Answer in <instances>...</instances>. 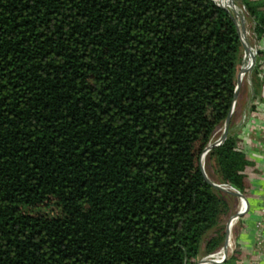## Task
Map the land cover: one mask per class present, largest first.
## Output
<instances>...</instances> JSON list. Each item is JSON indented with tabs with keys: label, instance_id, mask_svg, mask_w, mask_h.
Returning a JSON list of instances; mask_svg holds the SVG:
<instances>
[{
	"label": "trees",
	"instance_id": "16d2710c",
	"mask_svg": "<svg viewBox=\"0 0 264 264\" xmlns=\"http://www.w3.org/2000/svg\"><path fill=\"white\" fill-rule=\"evenodd\" d=\"M215 1L0 0V264H196L222 244L212 229L234 196L200 158L231 109L242 44ZM232 2L258 46L259 113L264 0ZM240 111L236 97L205 159L249 201L263 191Z\"/></svg>",
	"mask_w": 264,
	"mask_h": 264
},
{
	"label": "crops",
	"instance_id": "0c3cea01",
	"mask_svg": "<svg viewBox=\"0 0 264 264\" xmlns=\"http://www.w3.org/2000/svg\"><path fill=\"white\" fill-rule=\"evenodd\" d=\"M237 97L241 111L235 120L234 128L242 132L246 120L250 119L251 121L247 123L248 125L251 123L252 129L256 131H252L255 133L253 137L255 139L248 144L249 154L253 157L259 171L254 183L262 189L263 193L248 201L251 214L245 218L246 225L244 228L240 230L237 222L235 246L238 244L241 251L238 261L221 264H264V103H260L261 109L257 111L259 113H249L253 101L252 86L248 83L244 89L243 87L241 91L239 89ZM243 130L245 131V129Z\"/></svg>",
	"mask_w": 264,
	"mask_h": 264
},
{
	"label": "rangeland",
	"instance_id": "374dc122",
	"mask_svg": "<svg viewBox=\"0 0 264 264\" xmlns=\"http://www.w3.org/2000/svg\"><path fill=\"white\" fill-rule=\"evenodd\" d=\"M225 3H228V1L227 0H223ZM238 8H235L234 7V9H232V8H230L229 7V9L232 11V13H233V16L235 17V19H236V21H237V23H238V28L240 29V31H242L241 29H242V24L244 25V30L246 31V33H247V37H246V42L245 41H243L244 42V45H245V48H246V50H245V52H244V45H243V43L241 42V44H242V57H241V61H240V64L238 65V71L240 70V67L241 66H243V59H244V56H245V54H246V52L248 51V46H249V43H250V45L252 46V48H253V51H254V53H255V56H256V50H257V43H256V40H255V37H254V35H253V32H252V30H251V27H250V24H249V21L245 18V16H244V13H243V8L242 7H239L238 5H236ZM236 14V15H235ZM249 34V35H248ZM253 65L254 64H252V66L249 68V70H247L245 73H244V76L242 77V80H241V84H240V87L242 88L243 87V89H244V87H246L247 86V83H248V85L250 84V73H251V70H252V68H253ZM240 87H239V89H240ZM234 109V108H233ZM224 125V124H223ZM223 125L221 126V127H219L216 131H215V133H214V135H213V137H212V139H211V141H214V140H216L218 137H219V135L221 134V132H222V130H223ZM207 155V154H206ZM206 155H205V157H206ZM204 164H203V168H204V171H205V174H206V176H207V178L211 181V182H213V183H215V184H218L217 182H214L212 179H211V176H212V172H211V169H210V167L208 166V164L206 163V159H205V161L203 162ZM219 185L221 186L222 185V187H224L225 189L227 188V190H231V188L229 187V186H227V185H225V184H222V183H219ZM216 188V187H215ZM218 189V188H217ZM221 190V189H220ZM221 191H223L224 193H228L227 191H225V190H221ZM228 194H230V193H228ZM231 195V194H230ZM234 196V195H233ZM228 200H229V209H228V211H227V213L226 214H224L223 216H222V219L220 220V222H219V224L217 225V226H215L213 229H212V233H216V232H219V233H221V232H223V234H224V238H223V242H224V240H225V238H226V236H227V234L229 233V231L228 230H230L229 229V223H231V221L233 220V223H232V226H231V230H230V243H231V247L232 248H235V241H236V234H237V222H238V219L239 218H237V219H233L232 218V216L233 215H235V213L237 212V209H238V207H239V197H237V196H234V197H228ZM211 232V231H210ZM223 242H222V244L217 248V249H215V250H213V251H211V252H209V253H204L201 257H200V259H199V262L201 261V259H203L205 256H207V255H209V254H211V253H214V252H216L218 249H220V247H222L223 246ZM229 244H228V240H227V246H228ZM207 261H208V259L206 258V259H204L203 260V264H206L207 263ZM211 264H215V263H211Z\"/></svg>",
	"mask_w": 264,
	"mask_h": 264
},
{
	"label": "water",
	"instance_id": "95a60500",
	"mask_svg": "<svg viewBox=\"0 0 264 264\" xmlns=\"http://www.w3.org/2000/svg\"><path fill=\"white\" fill-rule=\"evenodd\" d=\"M214 1V0H213ZM217 3V2H216ZM231 3H232V6L233 7H235L236 5L232 2V0H231ZM218 5H220L219 3H217ZM220 6H222V5H220ZM224 7V6H223ZM232 18H233V20H234V22H235V24H236V26H237V29H238V33H239V36H240V40H241V42L243 43V45H244V42H243V39H242V35L241 34H243L244 33V25H242V31H240V29L238 28V23H237V21H236V19H235V17L232 15ZM245 50H246V48H245V45H244V52H245ZM254 62H255V53L253 54V56H252V59H251V63H250V65L249 66H247V67H243V66H241L240 67V70L238 71V73H237V77H236V87H235V89H234V100H233V103H232V106H231V109H230V111H229V113H228V115H227V117H226V119H225V122H224V125H223V130H222V132H221V134L219 135V137L216 139V140H214L210 145L208 144L206 147H205V149L203 150V152H202V155H201V158H202V156H203V154L207 151V149L209 148H212V147H214V146H217V145H219L225 138H226V136H227V132H228V127H229V122H230V116H231V114H232V111H233V108H234V102H235V99H236V97H237V94H238V91H239V87H240V84H241V75L242 74H244L247 70H249V68L252 66V64H254ZM201 158H200V161H201ZM201 170H202V173H203V175H204V177H205V179L211 184V185H213L214 187H216V188H218V189H221V190H225V191H227L228 193H230V194H232V195H234V196H237V197H239L240 199H241V201H242V204H241V207H240V209L235 213V215H233L232 216V218L233 219H236V218H239L244 212H245V210L247 209V207H248V200L238 191V190H236V189H234L233 187H230L231 188V190H227V189H225L224 187H222V186H220V185H218V184H215V183H213V182H211L208 178H207V176H206V174H205V171H204V168H203V165H202V163H201ZM229 226H230V223H229ZM226 246H227V236H226V238H225V240H224V242H223V248L224 249H226Z\"/></svg>",
	"mask_w": 264,
	"mask_h": 264
},
{
	"label": "built area",
	"instance_id": "2783aa9c",
	"mask_svg": "<svg viewBox=\"0 0 264 264\" xmlns=\"http://www.w3.org/2000/svg\"><path fill=\"white\" fill-rule=\"evenodd\" d=\"M231 226L232 225L229 226L230 230H231ZM257 227H259L258 224H257ZM230 230H228L229 233L227 234V240L228 241H230ZM233 249L234 248L231 247V243H229V245L226 246V249H224L223 246H222L216 252L205 256L203 259H201L200 262L198 261L196 264H203V260L206 259V258L208 259L207 264H211V263L221 264L228 258V256L232 253Z\"/></svg>",
	"mask_w": 264,
	"mask_h": 264
},
{
	"label": "bare ground",
	"instance_id": "6f19581e",
	"mask_svg": "<svg viewBox=\"0 0 264 264\" xmlns=\"http://www.w3.org/2000/svg\"><path fill=\"white\" fill-rule=\"evenodd\" d=\"M215 1V0H214ZM221 1V3H219L220 5H222V6H224V7H226V8H232V9H234V7L232 6V3H231V1L230 0H227L228 1V3H225L223 0H220ZM216 2V1H215ZM235 8H238L237 6H235ZM236 15V14H235ZM243 25V24H242ZM246 30V29H245ZM246 37H247V33H246V31H244V33H243ZM249 35V34H248ZM253 48H252V46L250 45V43H249V46H248V51L246 52V54H245V56H244V59H243V67H247V66H249L250 65V63H251V59H252V55H253ZM244 76V74H242L241 75V79H242V77ZM213 141H210L209 142V145L212 143ZM211 149V148H210ZM209 148L207 149V151L203 154V156H202V158H201V163H202V165L204 164L203 162L205 161V155L208 153V151L210 150ZM218 185H219V183H218ZM222 186V185H221ZM227 189V188H226ZM241 204H242V201H241V199L239 198V207H238V209H237V211L240 209V207H241ZM232 223H233V220L231 221V223H230V225H232ZM230 243V241H228V244ZM207 264V263H206Z\"/></svg>",
	"mask_w": 264,
	"mask_h": 264
}]
</instances>
